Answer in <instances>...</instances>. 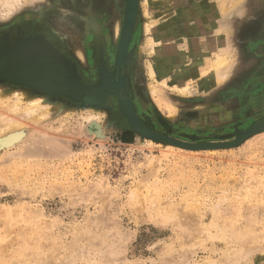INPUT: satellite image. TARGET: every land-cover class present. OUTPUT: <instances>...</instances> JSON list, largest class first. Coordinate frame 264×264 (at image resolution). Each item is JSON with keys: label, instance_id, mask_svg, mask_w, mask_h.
I'll return each instance as SVG.
<instances>
[{"label": "rangeland", "instance_id": "1", "mask_svg": "<svg viewBox=\"0 0 264 264\" xmlns=\"http://www.w3.org/2000/svg\"><path fill=\"white\" fill-rule=\"evenodd\" d=\"M126 6L0 4V264H264V128L186 149L137 133L114 92L85 101ZM124 85L157 133L235 140L264 118V0H136ZM33 101L43 115L15 113Z\"/></svg>", "mask_w": 264, "mask_h": 264}, {"label": "water", "instance_id": "2", "mask_svg": "<svg viewBox=\"0 0 264 264\" xmlns=\"http://www.w3.org/2000/svg\"><path fill=\"white\" fill-rule=\"evenodd\" d=\"M135 15H136V0H127V6H126V19H125V29L123 32V35L121 37V40L118 45L117 49V55H116V70L119 67L120 71V86H118L115 81H116V71L112 75H108L106 77V81L96 87H87L84 90V98L85 101L88 99L86 98V95L88 92H92L93 94H100L98 97L103 99L107 94L114 92L119 96L120 99V105H121V110L124 113L125 117L130 123V126L139 134L148 137L150 139L156 140V141H163L165 143L177 146V147H183L186 149H211V148H226V147H231L234 145H237L240 143L243 139H245L248 135L256 133L264 128V118L261 119L260 121L250 125L247 129L239 132L238 137L233 140V141H227V142H207V143H191V142H185L170 136H165L160 133H157L147 126H145L141 120L138 118L136 115L134 108L130 102V99L128 95L126 94L125 91V85H124V65H125V59H126V51L127 47L130 41L131 37V31H132V25L135 20ZM128 27V31L126 30ZM46 60V59H45ZM43 60L42 62H44ZM34 63V65L38 64ZM91 93V94H92ZM124 96L125 99L127 100L130 109L134 115L135 113V118L134 117H128V113L126 108L124 107V104L122 103V99L120 96ZM100 99V100H101ZM89 102V101H88ZM93 103V102H92ZM134 111V112H133Z\"/></svg>", "mask_w": 264, "mask_h": 264}, {"label": "bare ground", "instance_id": "3", "mask_svg": "<svg viewBox=\"0 0 264 264\" xmlns=\"http://www.w3.org/2000/svg\"><path fill=\"white\" fill-rule=\"evenodd\" d=\"M17 0H0V4H2V7L4 6L5 7V9L7 8V10H10V9H12L13 7H14V3L16 2ZM144 2H145V0H144ZM147 2V1H146ZM233 2V1H232ZM232 2H230V3H232ZM229 3V4H230ZM228 4V5H229ZM224 7V6H223ZM228 8V7H227ZM191 10V9H190ZM199 11V10H198ZM150 13V12H149ZM198 18L196 19V21H195V23L197 24V26H199V27H201V28H203V27H208V20H209V18H203L201 15L200 16H197ZM207 21V22H206ZM204 22H206V24L205 25H203V23ZM195 26V25H194ZM196 27V26H195ZM148 28V27H147ZM149 30V29H148ZM147 30V31H148ZM176 30V29H175ZM127 31H128V29H127ZM149 39H151V38H149ZM153 40V39H152ZM151 41V40H150ZM211 47V46H210ZM217 58L215 59L216 61H214L216 64H218V65H223L224 64V60H225V58H224V56L222 57V56H216ZM224 58V59H223ZM213 64V63H212ZM191 68V67H190ZM208 70H209V68H208ZM152 72V71H151ZM150 72V73H151ZM195 74V73H194ZM120 71H119V67L117 68V70H116V81H117V83H118V85L120 86ZM92 92H88V94L86 95V98L87 99H89V98H97V100H100L101 98L100 97H98L100 94H91ZM121 97V99H122V103L124 104V107L126 108V110H127V113H128V117L130 118V117H136L135 116V113H134V115H133V113H132V111H131V109H130V106H129V104H128V102H127V100L125 99V97L124 96H120ZM42 105V104H41ZM41 105H39V103L38 102H35V101H33V102H29V105L25 108V109H23V110H21V111H19V110H17V108L15 109L14 108V111H15V113H19L18 115H20V116H22V117H26L25 119H27V117L28 118H36V117H38V116H41V115H43V112H42V110L44 109ZM45 110V109H44ZM45 112V111H44ZM88 112V111H87ZM134 112V111H133ZM99 113V112H98ZM100 114V113H99ZM98 117V116H97ZM85 119L86 120H88V121H90V120H96V117L95 116H92L91 115V112L90 113H87V115L85 116ZM15 126V123L14 122H12L10 119H8L7 120V124H6V126L5 127H3V126H0V133L3 131V129H5V130H9V133H8V135H7V137L5 138L6 139V141H9L10 143L14 140H16V138H15V136H14V134L13 133H11V132H13V130L12 131H10V129L11 128H13ZM56 127V126H55ZM100 127V126H99ZM63 129V128H62ZM61 129V130H62ZM4 130V131H5ZM63 133V132H62ZM6 134V133H5ZM4 136V135H3ZM57 138V137H56ZM53 140V139H52ZM62 141V140H61ZM229 236V235H228ZM245 236V235H244ZM239 243V242H238ZM182 246V245H181ZM239 246V245H238ZM233 249H235V248H233ZM240 249V248H239ZM230 251V250H229ZM232 251V250H231ZM171 252V251H170ZM191 256V255H190ZM227 260H229V259H227ZM237 262V261H236ZM250 263V262H249ZM248 263V264H249ZM183 264V263H182ZM192 264V263H191ZM207 264H217V263H215L214 261H212V262H209V263H207ZM219 264H223V263H219ZM238 264V263H237ZM239 264H241V262L239 263Z\"/></svg>", "mask_w": 264, "mask_h": 264}, {"label": "flooded vegetation", "instance_id": "4", "mask_svg": "<svg viewBox=\"0 0 264 264\" xmlns=\"http://www.w3.org/2000/svg\"><path fill=\"white\" fill-rule=\"evenodd\" d=\"M26 26L31 27L29 23L27 24V21H26L25 23H22V21H21L20 25H18L17 27H26ZM126 30H127V29H126ZM58 80H59V79H58Z\"/></svg>", "mask_w": 264, "mask_h": 264}]
</instances>
